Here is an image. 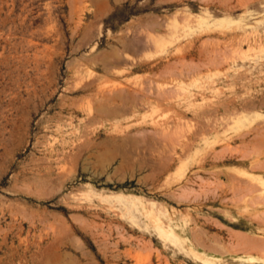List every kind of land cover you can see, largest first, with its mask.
<instances>
[{"label":"rangeland","instance_id":"374dc122","mask_svg":"<svg viewBox=\"0 0 264 264\" xmlns=\"http://www.w3.org/2000/svg\"><path fill=\"white\" fill-rule=\"evenodd\" d=\"M0 264H264V0H0Z\"/></svg>","mask_w":264,"mask_h":264}]
</instances>
